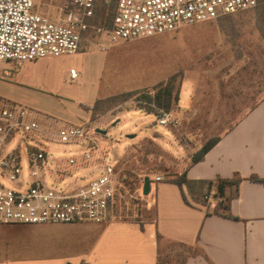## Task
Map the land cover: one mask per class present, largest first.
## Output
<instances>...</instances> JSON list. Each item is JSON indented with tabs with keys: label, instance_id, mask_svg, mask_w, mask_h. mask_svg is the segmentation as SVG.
Instances as JSON below:
<instances>
[{
	"label": "rangeland",
	"instance_id": "obj_1",
	"mask_svg": "<svg viewBox=\"0 0 264 264\" xmlns=\"http://www.w3.org/2000/svg\"><path fill=\"white\" fill-rule=\"evenodd\" d=\"M64 3L36 0L37 11L55 19L63 15ZM6 64H0V101L31 108L54 130L73 125L105 131L94 137L109 153V162L119 160L123 181L112 220L149 221L155 214V206L148 202L153 194L143 195L142 180L177 178L208 141L231 131L264 99V27L257 11L250 10L106 50L91 32L75 55L28 62L13 76L2 78ZM175 75L179 101L167 126L158 123L159 116L140 110L134 100L102 104V114L91 122L86 110L97 98L152 90ZM45 147L59 159L79 158L87 150L84 141L78 146ZM90 165L76 169L75 177L91 174ZM199 198L209 207L217 200L209 189ZM18 226L22 225L0 226V259L46 250L48 231ZM188 255L187 248L161 244L162 264H181Z\"/></svg>",
	"mask_w": 264,
	"mask_h": 264
},
{
	"label": "built area",
	"instance_id": "obj_2",
	"mask_svg": "<svg viewBox=\"0 0 264 264\" xmlns=\"http://www.w3.org/2000/svg\"><path fill=\"white\" fill-rule=\"evenodd\" d=\"M55 19L37 11L36 0H0V64L72 56L89 33L103 50L120 42L148 39L185 27L213 22L255 9L259 0H65ZM106 12L104 21L100 12ZM72 79L77 72L71 70ZM167 126L171 113L159 112ZM88 126L54 130L43 125L31 108L0 101V226L94 223L112 220L111 209L122 186L119 160ZM79 158L52 157L45 144L80 145ZM92 169L75 177V171ZM124 179L125 176H124ZM156 183L164 181L156 176Z\"/></svg>",
	"mask_w": 264,
	"mask_h": 264
},
{
	"label": "crops",
	"instance_id": "obj_3",
	"mask_svg": "<svg viewBox=\"0 0 264 264\" xmlns=\"http://www.w3.org/2000/svg\"><path fill=\"white\" fill-rule=\"evenodd\" d=\"M27 63L6 64L2 78ZM100 99L104 98L95 102ZM235 175L242 182L234 188L237 196L230 210L239 220L216 215L213 209L221 202L216 184L212 188L199 184ZM187 176L197 183L192 193L185 185L166 181L154 186L148 202L155 206V214L149 221L18 226L48 231L46 250L5 255L0 264H159L163 242L201 250V255L187 256L184 264H264V183L251 180L264 179V100L222 135ZM208 189L217 198L211 199L210 207L199 198ZM158 233L164 238L161 242Z\"/></svg>",
	"mask_w": 264,
	"mask_h": 264
},
{
	"label": "trees",
	"instance_id": "obj_4",
	"mask_svg": "<svg viewBox=\"0 0 264 264\" xmlns=\"http://www.w3.org/2000/svg\"><path fill=\"white\" fill-rule=\"evenodd\" d=\"M64 6L69 9L70 6L64 3ZM257 11V14L259 15V22L263 24L264 27V0H259V5L253 9ZM106 17V12H100L98 14V20H96V23L99 22V19L101 21H104ZM176 78L177 76L171 77L167 83L160 84L155 86L152 90H144V91H129V92H122L119 94H116L114 96L104 98L97 100L94 105L88 106L87 113L90 115L91 122H94L97 120L100 114H102L100 111V106L102 104L105 105H115L119 103H123L129 100H134L137 103V107L140 110H143L144 112L148 114H153L155 116L160 115V111L163 113H170L177 102L179 101L178 96V89L176 88ZM264 100V99H263ZM262 100V101H263ZM260 103V102H259ZM258 103V104H259ZM255 109V108H254ZM252 109V111L254 110ZM220 141V137L213 138L210 141H208L200 151H198L192 158V163L190 165H196L197 163L203 161L206 154ZM189 167V168H190ZM188 168V169H189ZM187 169V171H188ZM187 171H185L183 174L178 176L177 178L173 179L172 181H166L169 183H173L178 185L179 187H183L184 185L187 186L189 191L192 193V190L194 186L197 184L196 182H192L188 179ZM251 180L263 182L264 179H261L257 176H252ZM242 182V178L239 175H235L232 179H221L218 178L216 181H206V182H200L199 184L201 186H207L208 188H212L215 184L217 186V194L221 198V202L214 208L213 212L216 215L228 218V219H234L239 220L237 217L233 216L230 210V203L231 201L237 196V193H235L234 188L239 189L240 183ZM157 183L155 182V179H152V189L149 194V196L153 192V188ZM143 185H144V179L142 180L141 186H142V192H143ZM230 189L231 192L227 194V190ZM185 201L188 203L186 197L184 198ZM157 239L159 242L163 241V237L158 233ZM184 248H187L189 250L188 256H198L201 255V250L198 247H186L182 246ZM186 261V258L183 260L181 264H184ZM159 264H162L161 258H160V252H159Z\"/></svg>",
	"mask_w": 264,
	"mask_h": 264
},
{
	"label": "water",
	"instance_id": "obj_5",
	"mask_svg": "<svg viewBox=\"0 0 264 264\" xmlns=\"http://www.w3.org/2000/svg\"><path fill=\"white\" fill-rule=\"evenodd\" d=\"M96 133H99L101 135H105L106 132L105 131H102L100 129H97L96 130ZM133 136H131L132 138ZM151 189H152V180L149 176H146L144 178V185H143V195L144 196H149L150 192H151Z\"/></svg>",
	"mask_w": 264,
	"mask_h": 264
}]
</instances>
